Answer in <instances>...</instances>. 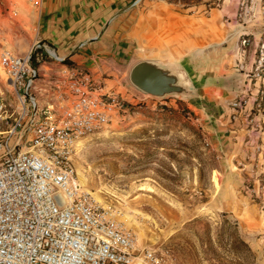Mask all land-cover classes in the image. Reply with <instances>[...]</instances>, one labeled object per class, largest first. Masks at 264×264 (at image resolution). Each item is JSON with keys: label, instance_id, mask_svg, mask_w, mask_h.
I'll list each match as a JSON object with an SVG mask.
<instances>
[{"label": "rangeland", "instance_id": "rangeland-1", "mask_svg": "<svg viewBox=\"0 0 264 264\" xmlns=\"http://www.w3.org/2000/svg\"><path fill=\"white\" fill-rule=\"evenodd\" d=\"M39 11L0 0V48L26 54ZM181 19L212 21L211 35L197 26L192 37L204 40L185 46ZM107 27L106 56L87 69L127 110L81 142L80 183L138 247L177 264H264V0H141ZM152 57L191 60L198 97L159 100L133 86L130 69Z\"/></svg>", "mask_w": 264, "mask_h": 264}, {"label": "built area", "instance_id": "built-area-1", "mask_svg": "<svg viewBox=\"0 0 264 264\" xmlns=\"http://www.w3.org/2000/svg\"><path fill=\"white\" fill-rule=\"evenodd\" d=\"M98 91L87 67L39 38L24 55L0 48V264H177L138 247L78 179L79 143L127 110Z\"/></svg>", "mask_w": 264, "mask_h": 264}, {"label": "crops", "instance_id": "crops-1", "mask_svg": "<svg viewBox=\"0 0 264 264\" xmlns=\"http://www.w3.org/2000/svg\"><path fill=\"white\" fill-rule=\"evenodd\" d=\"M134 2L135 0H42L37 19L39 37L58 54L66 56L68 63L93 69L106 56L107 25L128 13L132 7L136 6L133 5ZM180 21L185 27H181L180 34L186 36L184 45L187 47L200 44L204 40V36L199 39L197 36L192 37L194 32L197 33V26L199 30L203 28V34L206 36L211 35L212 21L204 20L200 25H197L193 19ZM141 39L142 44L144 40L146 41V46L155 43L153 34L143 35ZM171 42L167 45L170 56L176 54L175 50L179 44L173 40ZM152 59L165 62L178 61L177 59L164 60L161 57H152ZM179 63L186 68L195 81L197 77L194 76L196 69L193 62L186 60L185 63L182 61ZM48 65L53 67L54 64L48 62ZM203 76L205 81H217V74Z\"/></svg>", "mask_w": 264, "mask_h": 264}, {"label": "water", "instance_id": "water-1", "mask_svg": "<svg viewBox=\"0 0 264 264\" xmlns=\"http://www.w3.org/2000/svg\"><path fill=\"white\" fill-rule=\"evenodd\" d=\"M129 80L138 90L159 100L172 97L194 100L202 87L179 62L158 59L136 62L130 69Z\"/></svg>", "mask_w": 264, "mask_h": 264}, {"label": "bare ground", "instance_id": "bare-ground-1", "mask_svg": "<svg viewBox=\"0 0 264 264\" xmlns=\"http://www.w3.org/2000/svg\"><path fill=\"white\" fill-rule=\"evenodd\" d=\"M82 141H83V140H82ZM82 141H81V142H82ZM81 142L79 143V146H80Z\"/></svg>", "mask_w": 264, "mask_h": 264}, {"label": "trees", "instance_id": "trees-1", "mask_svg": "<svg viewBox=\"0 0 264 264\" xmlns=\"http://www.w3.org/2000/svg\"><path fill=\"white\" fill-rule=\"evenodd\" d=\"M38 65V64H37Z\"/></svg>", "mask_w": 264, "mask_h": 264}]
</instances>
